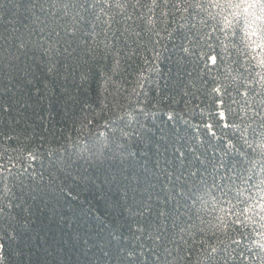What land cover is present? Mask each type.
<instances>
[{"label": "trees", "instance_id": "16d2710c", "mask_svg": "<svg viewBox=\"0 0 264 264\" xmlns=\"http://www.w3.org/2000/svg\"><path fill=\"white\" fill-rule=\"evenodd\" d=\"M0 264H264V0H0Z\"/></svg>", "mask_w": 264, "mask_h": 264}]
</instances>
